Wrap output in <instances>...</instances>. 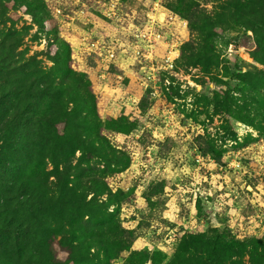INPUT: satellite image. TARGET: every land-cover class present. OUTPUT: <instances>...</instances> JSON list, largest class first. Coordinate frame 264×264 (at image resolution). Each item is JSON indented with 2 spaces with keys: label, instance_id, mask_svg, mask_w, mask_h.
Wrapping results in <instances>:
<instances>
[{
  "label": "trees",
  "instance_id": "16d2710c",
  "mask_svg": "<svg viewBox=\"0 0 264 264\" xmlns=\"http://www.w3.org/2000/svg\"><path fill=\"white\" fill-rule=\"evenodd\" d=\"M113 1L125 5L128 13H140L132 5L135 0ZM8 4L25 8L42 32L50 16L44 0H0V264H61L60 251L71 264H264V233L239 239L230 228L183 232L171 255L132 248L141 219L128 228L109 211L127 194L106 181L129 167L130 156L103 134L89 76L70 67L68 42L56 34L49 43L56 48L55 60L50 67L42 66L27 49L19 50L29 28L7 26ZM173 14L186 21L188 38L181 41L174 60L176 69L185 73L214 76L218 62L213 42L220 29L252 37L251 57L261 68L246 64L241 70L238 62L226 58L227 80L217 82L225 87L218 95L221 102L195 97L193 103L204 109L191 111L189 118L212 120L230 113L238 101L249 100L243 105L255 106L256 113L239 114L236 120L256 128V117L264 116V0H178ZM77 61L98 65L94 55L80 54ZM173 88L169 85L171 94L180 97ZM202 88L210 91L208 85ZM146 100L140 98L138 107L144 110ZM136 124L121 115L113 130L127 136L138 131ZM214 141L205 131L192 139L202 159L221 164ZM160 149L155 155L163 156ZM162 190L160 185L148 187L143 194L148 206L159 203V197L152 198ZM48 206L57 209L55 216Z\"/></svg>",
  "mask_w": 264,
  "mask_h": 264
},
{
  "label": "rangeland",
  "instance_id": "374dc122",
  "mask_svg": "<svg viewBox=\"0 0 264 264\" xmlns=\"http://www.w3.org/2000/svg\"><path fill=\"white\" fill-rule=\"evenodd\" d=\"M44 3L50 16L43 32L32 23L25 8L15 10L8 4L6 14L10 19L7 26L22 31L29 28L19 50L27 49L28 56H37L42 66L50 67L55 60L56 48L49 43L56 34H67L75 41L97 37L114 51L109 67L102 68L99 63L88 67L81 61L70 67L89 76L103 134L130 156L129 167L106 181L113 190L127 194L125 201L109 211L114 210L128 228L136 227L141 219L132 248L171 255L183 232L201 233L208 227L230 228L239 239L260 237L264 233V116L256 117V128L241 124L237 115L256 111L255 106L238 101V105L230 106V113L225 111L212 120L203 115L196 122L189 118L191 111L204 109L193 103L195 97L221 102L218 95L225 87L217 82L227 80L225 59H230L231 52L241 70L246 64L261 68L251 57L252 37L247 40L220 29L213 42L218 67L212 71L213 77H207L196 75L194 70L185 73L176 69L179 45L188 38L186 21L173 14L178 0H135L132 5L140 7L139 14L135 9L126 12L125 5L113 0H84V15L77 12L76 16V5L69 0ZM204 7L212 8L211 4ZM102 14L109 20L102 19ZM169 85L180 97L171 94ZM203 85L210 91H204ZM143 96H147L144 110L137 105ZM121 115L137 121L138 131L127 136L115 133ZM204 131L215 140L221 164L202 159L193 145V136ZM158 149L165 151L163 156L155 155ZM154 185L163 190L152 198L159 197V203L150 207L143 194ZM47 210L52 216L57 213L52 206ZM75 214L73 211L70 216ZM58 258L61 264H71L65 252L60 251Z\"/></svg>",
  "mask_w": 264,
  "mask_h": 264
},
{
  "label": "built area",
  "instance_id": "2783aa9c",
  "mask_svg": "<svg viewBox=\"0 0 264 264\" xmlns=\"http://www.w3.org/2000/svg\"><path fill=\"white\" fill-rule=\"evenodd\" d=\"M72 4L76 5V11L75 16L77 12L84 15V7L85 3L84 0H69ZM61 10L57 9L56 12L60 13ZM113 16H116L115 13H112ZM73 16L69 19H73ZM117 17V16H116ZM119 18V17H117ZM120 19V18H119ZM143 37L147 38V33L143 32ZM150 35H152L151 32H149ZM159 38L160 36L157 35ZM59 38L62 40H66L69 44L70 49L72 50L71 54V63H75L78 59V56L80 54H86L88 56L94 55L96 59L98 60V63L104 67H109L113 63L114 60V51L110 47H106L103 42L99 39H92L89 37H82L79 40H73L70 37H68L67 34H59ZM149 38V37H148ZM147 38V40H148ZM150 43V41L148 40Z\"/></svg>",
  "mask_w": 264,
  "mask_h": 264
},
{
  "label": "water",
  "instance_id": "95a60500",
  "mask_svg": "<svg viewBox=\"0 0 264 264\" xmlns=\"http://www.w3.org/2000/svg\"><path fill=\"white\" fill-rule=\"evenodd\" d=\"M234 54H237V53L234 52ZM230 60H231L232 62L235 61V56L233 55V52L230 53Z\"/></svg>",
  "mask_w": 264,
  "mask_h": 264
},
{
  "label": "bare ground",
  "instance_id": "6f19581e",
  "mask_svg": "<svg viewBox=\"0 0 264 264\" xmlns=\"http://www.w3.org/2000/svg\"><path fill=\"white\" fill-rule=\"evenodd\" d=\"M159 15H160V19H163L164 14L160 13Z\"/></svg>",
  "mask_w": 264,
  "mask_h": 264
}]
</instances>
